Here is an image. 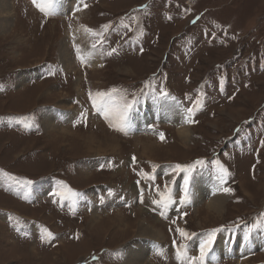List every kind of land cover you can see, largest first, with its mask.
<instances>
[{"label": "rangeland", "instance_id": "obj_1", "mask_svg": "<svg viewBox=\"0 0 264 264\" xmlns=\"http://www.w3.org/2000/svg\"><path fill=\"white\" fill-rule=\"evenodd\" d=\"M62 1L82 15H46L33 0L7 1L10 24L0 32V264H187L183 257H198L212 229L220 231L204 264H264V0ZM78 28L92 30L85 33L98 51L97 69L74 55L70 69L59 64L62 42L70 53L79 46L72 39ZM100 92L107 95L94 107L89 93ZM165 98L183 116L200 103L188 142L174 126L155 123L152 103ZM104 103L116 113L131 103L132 123L144 117L141 132L110 127L115 118L103 116ZM22 117L32 127L18 122ZM197 160L205 163L189 181L193 202L182 207L186 173L173 168ZM214 161L230 173L223 186L233 191L221 193L220 214L207 216L213 197L194 187L205 174L218 184ZM166 187L175 203L162 216L153 200ZM217 244L222 261L211 260Z\"/></svg>", "mask_w": 264, "mask_h": 264}, {"label": "bare ground", "instance_id": "obj_2", "mask_svg": "<svg viewBox=\"0 0 264 264\" xmlns=\"http://www.w3.org/2000/svg\"><path fill=\"white\" fill-rule=\"evenodd\" d=\"M8 0H0V32L2 33H6L8 31V27L10 24V15H11V11H10V7L7 3ZM67 10V11H66ZM52 11H54L55 13H57V15H62L64 13H66L65 15H70L73 18H79L82 13H79L77 7L71 3V2H56L52 8ZM71 39V38H70ZM72 39H76V42L79 43V46L76 48V50L73 53H70L68 50L65 49L64 45L65 43L62 42L59 45V49H58V59L60 60V66L65 69L68 70L70 69V67L73 64V58L74 56L76 57V59L81 63L80 59H78V56H81L84 58V63H81L82 65L88 67V68H99L101 65L100 59H99V54L98 51L96 49H94L89 43H88V39H87V34L85 33V30L83 28H78L76 31V34L73 35ZM77 49L79 51H77ZM74 55V56H73ZM169 99H160L157 100L154 104V111H156L157 113V117L154 119L155 123L158 124H162V125H166V126H174L177 129V133H180L179 138L184 141V142H188L191 136V130H190V125L186 124L184 122L185 119V115H179L178 110L176 108V103L174 101L170 102L168 101ZM150 102V101H149ZM149 102L147 101L145 103L146 106L149 105ZM98 103V102H97ZM172 105L174 107V112L171 110ZM179 106V105H178ZM102 110H105L109 113V116H111L112 118H115L116 115V108H114V106H112V103H104L102 104V106L100 105ZM121 109V108H120ZM118 109V110H120ZM105 111H102L101 113L103 114V116L105 115ZM175 114L176 120L174 121L173 119V115ZM58 116V115H57ZM57 116L55 117L54 114L51 115L50 118L56 119ZM144 119V117L137 116V119L134 118V121L132 123V119H129L128 122V128H132L134 129L136 127V131H134V133H138L141 132V130L139 129L140 126V122ZM162 119V122L160 121ZM136 122L138 123V125L136 124ZM164 122V123H163ZM53 124V123H52ZM150 124H143L144 127H147ZM44 129H50L51 131L54 129V126H50V123H45L43 125ZM51 127V128H50ZM145 132V131H142ZM186 144V143H185ZM213 181H209V179L207 178V175L205 174L204 176L201 177V179L198 180L197 184L194 187V192H196V188L198 187L199 189L197 190V194H200V196H204V194L207 195V193L210 194V197H213L209 203L206 205L207 207V216L210 215H214V214H220L222 212V210L225 208V204H224V197L221 194L222 192H217L215 195L212 194V190L208 191L207 187H205V185L211 186L213 189ZM193 191V189L191 190ZM197 200H200L197 198ZM141 229H143L146 233L147 231L140 227ZM149 234V233H148ZM151 237L154 235V238L156 237L155 234H151ZM153 240V238H151ZM235 240V236L231 237V243L230 246L234 243ZM263 239H261L260 241H263ZM242 241H245V239H243ZM220 244V243H219ZM217 244L219 246V248L215 245V249H216V253L214 255L211 256V260L215 261L218 257V260H224L221 259L223 258V254L221 252V247L220 245ZM253 244L255 245L254 247H256V244L253 242ZM238 245V244H237ZM229 246V247H230ZM240 249V248H239ZM238 249V251H239ZM230 250V258H232V252H233V247L232 248H228L227 250V254ZM264 251V249L262 250ZM236 252H234L235 254ZM226 254V256H227ZM242 257L244 255H246L247 253L243 252L241 253ZM219 261V262H221ZM212 263V262H211ZM214 263V262H213ZM212 263V264H213Z\"/></svg>", "mask_w": 264, "mask_h": 264}, {"label": "snow or ice", "instance_id": "obj_3", "mask_svg": "<svg viewBox=\"0 0 264 264\" xmlns=\"http://www.w3.org/2000/svg\"><path fill=\"white\" fill-rule=\"evenodd\" d=\"M33 3L39 7V9L44 12L46 15H51L52 13V8L54 4L56 3V0H43L42 3H38V0H33ZM86 7V5H85ZM79 10V9H78ZM107 27V26H104ZM86 31L91 32V29H85ZM95 34V33H93ZM77 51H79L77 49ZM113 52L116 50L113 49ZM112 53H109L111 55ZM80 59L81 63H84V58L81 56L77 57ZM0 90L2 89V86H0ZM164 96H167V93H162ZM107 93H96L95 96H93L92 93H89V97L92 100L93 106L98 107L97 101L104 96H106ZM133 108V105L131 103H126L115 115V123H111L110 127H114L117 130L123 131L128 125L129 122V113L131 112ZM200 108V103L197 102V104L193 108L187 109V115L185 116L184 122L186 124H193L195 121L192 119V116H194L195 111ZM105 118L107 119L109 117V113L105 112ZM12 119V118H9ZM27 118L22 117L18 118V122L24 123L25 128H30L32 127L31 123L26 122ZM160 139L163 141L164 140V134L160 133L159 134ZM262 144H264V141H262ZM133 162H135V157H133ZM205 162L203 160H197L194 162L192 165H175L173 170L174 171H183L185 172V177H184V187H183V195L180 197V205L182 207L190 206L192 204V198H191V193L189 191V181L192 178L193 175V169H195L196 165H203ZM216 165V171H217V176L216 180L218 181V184L213 186L212 189V194L215 195L217 192H223L225 194H230L233 190L228 187H224L223 185L226 183V178L230 175L228 170L220 164L218 161H214ZM111 167V165H109ZM153 167H156L155 165ZM5 175H7L5 173ZM146 175V174H145ZM9 179L15 180L14 177L9 176ZM16 183L21 184L23 187L27 188L32 184V181L29 180H24V181H16ZM62 184V182H61ZM62 186L67 190V192L72 196V197H80L81 194L72 191L70 188H67L66 185ZM158 195L160 196L159 200H153V204L158 205L162 211L161 215H165L166 210L172 206L175 201L172 199L170 191L167 189L165 192H158ZM73 204H75V200H73ZM186 214V213H185ZM262 217H264V213L261 214ZM180 236L184 239H190V234L184 231L183 229H177L176 230ZM220 231V229H212L208 234L205 240L201 242L200 249H199V256L198 257H192V258H187L186 256L183 257L187 261V264H204L205 258L209 255L210 249L212 248L213 241L215 239V234L216 232ZM48 238H51V233H47ZM175 244V241L173 242ZM185 246L183 244L179 245V248L183 249ZM177 258L181 259V255L178 251L177 253Z\"/></svg>", "mask_w": 264, "mask_h": 264}]
</instances>
